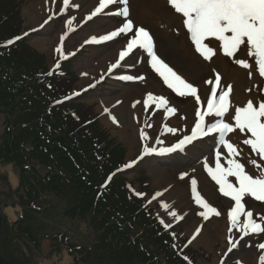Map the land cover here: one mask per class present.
<instances>
[{
	"label": "rangeland",
	"instance_id": "1",
	"mask_svg": "<svg viewBox=\"0 0 264 264\" xmlns=\"http://www.w3.org/2000/svg\"><path fill=\"white\" fill-rule=\"evenodd\" d=\"M15 1L18 3L20 13L19 33L24 34L29 29L36 30L27 36L28 43L46 55L49 68H51L53 61L59 60L60 53H57L55 49L62 46L61 36L68 33L63 41V49L65 52L75 53V55L69 57L71 71L76 77L73 89L75 92L72 95L73 101L93 108L99 116V125L107 132L108 138L115 140V143L125 148V161L137 160L142 154L144 141L139 137L141 129L153 138L149 141L153 147H161L162 145L157 146L154 143V138L157 136L163 139L165 143L167 141L166 146H170L171 143L176 141L174 138H180L183 135V132H178L175 135L166 133L164 124L179 129H183L185 125L190 128L194 124V111L197 107L194 104V99L180 97L173 92H166L162 81L151 71L147 63V56L142 50L135 49L130 58L125 59L127 61L123 67L108 73V67L116 60V54L119 52L120 39L99 45L80 47L84 39L90 38L91 35L105 34L106 29L114 28L123 20L124 18L115 15L122 6H110V12L106 10V14L94 18V22L85 23L83 18L94 9L96 0H70V7L63 12L58 11V8L62 7L63 0ZM153 1H155L154 4H151L149 0H129L131 18L136 23L144 25L147 23L146 25L155 33L157 52L161 58H164L175 70H178L186 79L198 87V95H200L204 107V100L209 86L204 80L211 77V69L213 68L222 72V69H220L222 67L214 62L215 60L218 61L222 52L217 51V58L214 56L211 61H204L198 53L194 52V45H191L190 38H185L186 33L180 36L181 31L185 30L187 32L186 28L182 27V21L180 31V27H177L178 21L171 19L170 16L162 17L166 10L168 15L171 14L167 2H165L166 8H160L158 0ZM148 9H152L150 13L147 12ZM49 15L54 17L47 25L44 24L46 26L37 29L40 27L42 19L48 18ZM73 17H75L73 28L75 27L76 30L69 31L67 21ZM169 19H171L170 27H168ZM210 40V46L215 47L218 42L214 38H210ZM234 58L237 59V55ZM246 58L249 59V57ZM141 59L144 61L143 63L138 62ZM248 61L250 62V59ZM240 68L242 67L235 63L233 57H230L227 76L235 73V71H240ZM120 72H130V75H145L146 79L144 82L132 81L128 84H122L114 80ZM257 74L254 73L256 76L252 75L248 79H244L245 84L264 78ZM99 75H105L106 79L99 82ZM231 80L236 81L237 78ZM223 82L226 85L229 80L223 77ZM236 82L241 84L240 80ZM89 85L95 86L89 88ZM230 85L234 90L233 84ZM84 89L88 90L85 92ZM149 91L153 94H165V96L167 94L171 101L170 105L176 107L177 112L175 114H165L163 109H156L152 103L145 109L143 100ZM77 92L82 94L77 96L75 95ZM118 100L121 103H117ZM135 100H141V104H138L135 113L130 115L129 109L132 110V103ZM243 102L246 104L247 100ZM122 103L126 104V107H123ZM105 108L109 110L108 113H105ZM106 116L110 118L109 121ZM111 117H115L118 123H114ZM208 119L210 118H206V121ZM230 120L234 124V120ZM147 124L152 126L147 127ZM5 126L4 112L0 111V143L6 132ZM248 135L250 134L239 133L237 135L234 133L229 138L231 137L239 148L244 149H240L243 150L242 157L238 158L241 162H244L245 156L256 158L260 162L255 153L248 151L249 146L239 142L241 137L246 138ZM196 143H198L196 149L193 150V145H191L187 148L185 155H177L176 153L143 155V159L139 160V163L135 164L132 170L123 174L135 184L136 188L140 186L139 179L146 177L144 191L147 193L145 196L148 202L150 201L149 207L153 210L154 216L171 224V234L175 233L173 238H175L176 243L181 245L183 241L188 242L194 234V229L203 225L201 229V232L205 231L203 240H198L199 234L191 244L187 243L196 253L194 257L195 264H219L222 259L225 264H237L238 261L240 264H259L258 258L260 255H264V250L258 249L257 245L262 243L264 233L249 234L244 236L243 239H239L242 234L237 230L228 233L229 222L226 213L232 201L219 193L218 186L202 167L205 160L212 161L210 166L214 167V154L217 148H220V145L215 144L214 147V142H211V144L207 142L200 143L199 140ZM0 156V214L6 217L5 223H3L2 218L0 231V234L2 233L0 256L3 260L8 263L18 261L17 264H99L96 259L102 261L104 259L103 255L95 254L93 258L86 255V249H89L90 244L95 242L87 221L84 218L79 219V216H65L67 206L63 203L51 200L48 202V208L52 209L49 212L41 211L38 214L39 219H24L23 223L18 220L20 207L15 202L16 198L13 191L18 184L19 168L14 162L6 161L3 154H0ZM222 158H224L223 153ZM248 167L250 170H248ZM246 170L250 173L254 171L251 165H246ZM182 173L188 175L181 179ZM190 177L197 180V188L201 196L222 213L220 217L210 215L209 220L205 221L198 215V212L202 209L193 199ZM230 179L234 180V178ZM156 192H161L162 196L153 200L152 196ZM5 200L6 203H4ZM1 201L7 206L1 204ZM243 203L247 208L253 210L257 218H259V215L264 216V202L245 197ZM165 204L170 205V209L163 207ZM7 208L12 209L10 215L5 212ZM170 211H176L178 215L184 213H187V215L182 220L177 221L172 218ZM13 216L15 219H12ZM20 228L25 230L22 236L17 235ZM58 232L68 233L71 237L68 245H66L64 238L59 240V238L54 239L51 237ZM229 235H233L234 240L239 239L237 248L230 253L227 251L229 247L227 237ZM78 246H80V249L77 248Z\"/></svg>",
	"mask_w": 264,
	"mask_h": 264
},
{
	"label": "trees",
	"instance_id": "2",
	"mask_svg": "<svg viewBox=\"0 0 264 264\" xmlns=\"http://www.w3.org/2000/svg\"><path fill=\"white\" fill-rule=\"evenodd\" d=\"M19 21L18 3L0 0V109L6 122L0 154L19 168L13 191L18 220L39 219L52 209L48 202L57 200L67 206L65 216L87 221L95 242L86 255H103L99 264H187L184 256L195 264L192 247L176 243L145 196L136 195L146 177L139 179V190L123 173L108 180L123 165L125 148L108 138L93 108L63 101L76 81L70 62L49 76L45 56L24 38L7 45ZM51 237L64 238L66 245L71 239L66 232Z\"/></svg>",
	"mask_w": 264,
	"mask_h": 264
},
{
	"label": "snow or ice",
	"instance_id": "3",
	"mask_svg": "<svg viewBox=\"0 0 264 264\" xmlns=\"http://www.w3.org/2000/svg\"><path fill=\"white\" fill-rule=\"evenodd\" d=\"M167 4L174 10L176 14H180L182 27L186 28V34H190V43L194 45V52L198 53L204 61H211L217 55L218 50L226 57H234L243 47L245 56L254 58V65L250 64L247 58L235 59V63L244 69H251L249 76L253 72L258 71L260 77H264V0H166ZM122 6L120 11L115 13L116 16L124 18L114 28L106 29L105 34L91 35L90 38L84 39L80 47L84 45H99L105 42H112L120 39V48L118 58L112 63L107 71L112 73L113 70L122 67V62L127 57L133 54L135 49H141L147 56V63L150 69L158 74L163 85L167 86L173 93L180 97L194 98L195 107L194 124L189 128L187 125L183 129L168 126L164 124L166 133L177 134L183 132L182 137L178 138L170 146H161L165 141L159 136L154 138V143L157 146L153 147L149 141L153 140L143 129L139 131V137L144 141L142 145V154L137 160L126 164L125 168H131L143 159V155L148 154H170L177 151H183L189 144H193L199 138L214 135L218 138L220 148L214 154V167L210 166L212 161L205 160L202 167L207 172L211 180L218 185V191L223 197L230 198L234 204H230L229 210L226 213L227 221L229 222L228 233H233L234 230L239 231L242 235L239 239H243L251 233H264V216L260 217V222H257L253 217V211L245 210V197L254 198L255 201L264 202V102L255 105L253 100H248L243 106L234 107V124L231 120H226L225 117L229 114L233 105L230 101L232 85H227L226 89L221 87V75L212 69L213 76L207 79L205 83L212 85L211 95L207 98L206 108L200 95H198V87L186 79L183 74L174 67L169 66L157 52L154 50V39L150 32L144 26H137L130 18L129 0H96L95 7L90 13L84 17L85 23L106 14V10L111 11L110 6ZM70 7V0H63L62 7L58 8L59 12L65 11ZM51 19V16H49ZM75 17L67 21L69 31H73V22ZM45 24L48 20L44 21ZM32 31H36L33 29ZM30 32H25L23 36H29ZM61 36L62 46L55 49L60 53L59 59H68L75 55L74 52H65L63 49V41L65 36ZM214 38L215 47L210 46L211 40ZM22 39V36H16L14 39H9L7 45H12L16 41ZM139 63L144 61L138 60ZM57 69L60 64L55 65ZM49 71L47 75H52ZM86 75V74H85ZM103 79V77H101ZM125 81L144 82L145 75H122L119 77ZM95 85H89L93 88ZM51 87V85H49ZM219 89V94H218ZM88 89H84L86 92ZM77 92L75 95H81ZM62 101H57L61 103ZM121 103V101H117ZM155 105L156 109H163L164 113L175 114L177 108L170 105L169 99L165 95L153 94L151 91L146 93V99L143 100V106L148 108L149 104ZM141 104V100H135L132 107L135 108ZM108 113V109H104ZM183 119V117H181ZM206 118H210L206 121ZM114 123H118L115 117H111ZM147 123V122H146ZM147 124V127H151ZM247 133L250 134L246 138L241 137L243 145L249 146L248 151L255 153L259 157L260 162L256 158L245 156L244 162L238 159L241 156V150L238 145L230 141V134ZM193 144V150L196 149ZM215 147V144H214ZM226 150V151H224ZM222 153L226 160V165L222 163ZM246 165H251L254 170L251 174L246 170ZM116 173L110 174V181ZM187 173H182L180 178L184 179ZM230 178H234L230 179ZM191 192L195 203L202 209L198 215L205 221L209 220L210 215L216 217L221 216V212L210 203H208L199 193L197 188V180L190 177ZM107 185H102L106 187ZM131 187V186H129ZM137 196L144 194L137 192ZM162 196L161 192H156L152 199L155 200ZM150 202V201H149ZM166 209H170V205H163ZM173 219L179 221L187 215H178L176 211H170ZM241 217H244L241 220ZM165 230L171 227L170 223H166L163 219L159 221ZM203 225L194 229V234L188 240L191 244L200 234ZM175 237V233L172 234ZM227 251L230 253L237 248L239 239L234 240L233 235L227 237ZM187 245H185L186 247ZM175 247V245H173ZM258 249L264 250V242L257 245ZM187 264H192L189 257L184 256ZM259 264H264V255L258 258ZM219 264H225L222 259ZM237 264H240L238 261Z\"/></svg>",
	"mask_w": 264,
	"mask_h": 264
},
{
	"label": "bare ground",
	"instance_id": "4",
	"mask_svg": "<svg viewBox=\"0 0 264 264\" xmlns=\"http://www.w3.org/2000/svg\"><path fill=\"white\" fill-rule=\"evenodd\" d=\"M149 2L151 4H154L155 3V1H153V0H149ZM158 2H159V7L160 8L161 7L166 8V4H165L166 0H158ZM170 9H171V7H170ZM148 10H147V12L150 13L152 9H148ZM170 13L172 15H174V16H172L171 14L168 15L167 14V10H166L162 14V17H164V16H166V17L170 16L171 19L178 21V26L177 27H180V23H181V16H180V14H176L173 9H171ZM171 19H169V26L168 27H170ZM165 20H166V18H165ZM168 27H166V28H168ZM180 31H181V27H180ZM183 33H186V31L185 30L181 31V35L180 36H182ZM185 38H190V34H186V37ZM181 42L185 43L184 41H181ZM186 48H187V45H186ZM218 51L219 52H222V50H218ZM236 55H237L238 58H242V59L243 58H246L245 51L243 50V47H242V49L240 51H238V53ZM234 57H233V59L235 60ZM247 57H249V59H250V62L249 63L254 65V63H255L254 58L251 57V56H247ZM215 58H217V57L215 56ZM116 59H117V57H116ZM214 62L217 63L218 65H220L222 67V68H220V69H222V74H223L222 75L221 86L224 83L223 82V77L224 78H227L229 80V82L226 85H229V83H230V84H233V86H234V90H232V93H231V96H230L231 97L230 101H231V103L233 105V108L235 106H243V105H245V102H243V101H246V100L248 101L250 99L254 101V103H255L256 106H258L259 103L264 102V99L261 100V98H264V78H259L257 80H253L252 82H248L247 84H245V82H244V79L246 80V78L248 79V77H251L252 75L253 76H256V75H254V73H258V71L257 72H253V74L251 76H249V71H251V69L244 70V68H240L239 69L240 71H237V72L235 71V73L227 76V67L230 64V57H226V56L223 55V53H221L219 55L218 61L215 60ZM236 69H237V67H236ZM229 70L231 71V69H229ZM236 78H237V80H240V83L241 84H239L238 82H236L237 80L236 81H232L231 80V79H236ZM258 98L260 100H257ZM122 106L123 107H126V104H123L122 103ZM233 108H232V110H233ZM135 110H137L136 107L135 108L132 107V110L129 109L130 115L133 114V113H135ZM106 118L108 119V121L110 120V118H108L107 116H106ZM239 142H241V141H239ZM239 142H238V144H239ZM166 145H167V141L162 146H166ZM239 149H243V148H239ZM243 150L241 151V153L243 152ZM240 157H242V156H240ZM1 219H2V215H1ZM204 235H205V231L204 232H201L200 235H199L200 237H198V240H203Z\"/></svg>",
	"mask_w": 264,
	"mask_h": 264
},
{
	"label": "water",
	"instance_id": "5",
	"mask_svg": "<svg viewBox=\"0 0 264 264\" xmlns=\"http://www.w3.org/2000/svg\"><path fill=\"white\" fill-rule=\"evenodd\" d=\"M1 222H2V219H1V214H0V231H1ZM0 264H14V263L6 262V261L3 260L2 256H0Z\"/></svg>",
	"mask_w": 264,
	"mask_h": 264
},
{
	"label": "clouds",
	"instance_id": "6",
	"mask_svg": "<svg viewBox=\"0 0 264 264\" xmlns=\"http://www.w3.org/2000/svg\"><path fill=\"white\" fill-rule=\"evenodd\" d=\"M5 212L10 215L11 212H12V209L11 208H7V209H5ZM12 219H15V217L13 216Z\"/></svg>",
	"mask_w": 264,
	"mask_h": 264
}]
</instances>
